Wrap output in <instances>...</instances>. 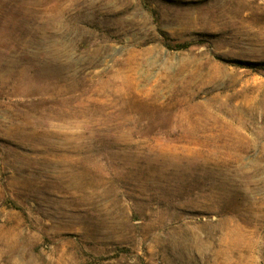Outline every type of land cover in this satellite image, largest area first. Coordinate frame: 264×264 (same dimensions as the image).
<instances>
[{
	"label": "rangeland",
	"instance_id": "rangeland-1",
	"mask_svg": "<svg viewBox=\"0 0 264 264\" xmlns=\"http://www.w3.org/2000/svg\"><path fill=\"white\" fill-rule=\"evenodd\" d=\"M0 264H264V0H0Z\"/></svg>",
	"mask_w": 264,
	"mask_h": 264
},
{
	"label": "trees",
	"instance_id": "trees-1",
	"mask_svg": "<svg viewBox=\"0 0 264 264\" xmlns=\"http://www.w3.org/2000/svg\"><path fill=\"white\" fill-rule=\"evenodd\" d=\"M186 48H188V45H179L178 46V49H180V50H184Z\"/></svg>",
	"mask_w": 264,
	"mask_h": 264
}]
</instances>
